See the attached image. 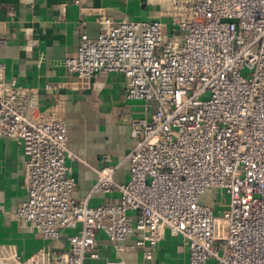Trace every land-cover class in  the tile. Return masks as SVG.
<instances>
[{
	"label": "built area",
	"instance_id": "built-area-1",
	"mask_svg": "<svg viewBox=\"0 0 264 264\" xmlns=\"http://www.w3.org/2000/svg\"><path fill=\"white\" fill-rule=\"evenodd\" d=\"M172 6L171 32L161 21L102 16L100 35H82L64 61L79 79L123 74L127 100L150 113L132 122L129 180H114L121 165L105 167L83 200L74 197L68 160L78 158L62 110H40L37 91L6 81L0 60V138L26 157L28 198L14 217L68 246L28 259L2 246L0 264H89L101 259L100 234L118 251H140L135 264H153L166 232L182 239L188 264H264V0ZM114 189L117 203L90 206L92 194ZM210 190L229 196L221 216L201 202Z\"/></svg>",
	"mask_w": 264,
	"mask_h": 264
},
{
	"label": "crops",
	"instance_id": "crops-1",
	"mask_svg": "<svg viewBox=\"0 0 264 264\" xmlns=\"http://www.w3.org/2000/svg\"><path fill=\"white\" fill-rule=\"evenodd\" d=\"M173 12L172 0H0V39L4 42L0 60L6 67L5 80L15 79L24 89L36 90L40 110H62L68 147L78 158L68 160L77 181L76 199L83 200L92 192L98 172L105 167L121 165L114 180H129L126 158L135 146L132 122L149 118L150 113L142 102L127 100L123 74L79 79L66 70L65 59L78 50L82 35L90 39L100 35L102 16L116 22L161 21L171 32ZM25 162L17 142L1 137L0 247L13 246L24 259L40 249L66 252L64 237L45 241L29 224L14 217L15 209L28 198ZM119 199L120 193L114 189L92 194L89 204L117 203ZM98 237L101 259L89 264L118 259L142 262L140 251H118L103 234ZM161 247H167L178 264L189 263L181 238L166 232L158 250Z\"/></svg>",
	"mask_w": 264,
	"mask_h": 264
},
{
	"label": "rangeland",
	"instance_id": "rangeland-1",
	"mask_svg": "<svg viewBox=\"0 0 264 264\" xmlns=\"http://www.w3.org/2000/svg\"><path fill=\"white\" fill-rule=\"evenodd\" d=\"M202 203L210 204L215 210L216 216L223 215L226 206L229 202V196L222 190H210L202 196ZM178 264L174 259L170 250L167 247H161L158 250L153 264Z\"/></svg>",
	"mask_w": 264,
	"mask_h": 264
}]
</instances>
